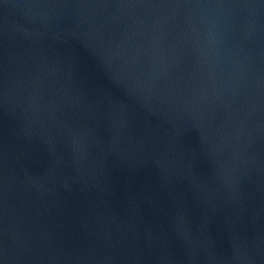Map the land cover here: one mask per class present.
I'll use <instances>...</instances> for the list:
<instances>
[{"label": "water", "instance_id": "water-1", "mask_svg": "<svg viewBox=\"0 0 264 264\" xmlns=\"http://www.w3.org/2000/svg\"><path fill=\"white\" fill-rule=\"evenodd\" d=\"M0 264H264V0H0Z\"/></svg>", "mask_w": 264, "mask_h": 264}]
</instances>
